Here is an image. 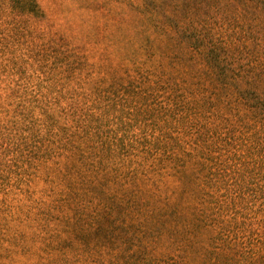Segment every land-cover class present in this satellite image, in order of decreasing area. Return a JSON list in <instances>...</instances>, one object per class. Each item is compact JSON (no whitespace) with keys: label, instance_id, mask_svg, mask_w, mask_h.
<instances>
[{"label":"rangeland","instance_id":"1","mask_svg":"<svg viewBox=\"0 0 264 264\" xmlns=\"http://www.w3.org/2000/svg\"><path fill=\"white\" fill-rule=\"evenodd\" d=\"M35 1L0 0V264H264V0Z\"/></svg>","mask_w":264,"mask_h":264},{"label":"trees","instance_id":"2","mask_svg":"<svg viewBox=\"0 0 264 264\" xmlns=\"http://www.w3.org/2000/svg\"><path fill=\"white\" fill-rule=\"evenodd\" d=\"M9 1L11 3V7L18 10L21 13L31 14L33 16H40L42 14V12L39 8V5L37 4V2L35 0H9ZM230 165L231 164H229L228 162H224V164H223L224 173L232 172V170H231L232 168ZM152 180L158 181L155 178H152ZM187 185H189V184H187ZM158 199L163 200L164 198H162V196H159ZM159 200H156L153 196L147 195V196H144L142 198L141 203H147L150 208L157 209L160 213H162V208H160L162 205L160 204ZM165 207L169 211L174 210V212H172V213H173V216L175 218L176 217H177V219H183L184 218L179 210L176 209V211H175V208L173 207V205L171 204L170 201H167V204ZM178 214H179V216H182V217L178 218ZM147 225L149 226L148 230L150 232L156 233V234H158L159 230H163V229L168 230L170 227L168 222H166V221H163V223H160V224H155V222H149ZM169 231H170V234L172 236L173 241L183 237V235H184L183 231L181 232L179 229L175 228L174 226H172V228H170ZM191 231H194L193 228H191ZM64 264H70V263L67 261H64ZM162 264H164V263H162ZM167 264H169V263H167Z\"/></svg>","mask_w":264,"mask_h":264}]
</instances>
